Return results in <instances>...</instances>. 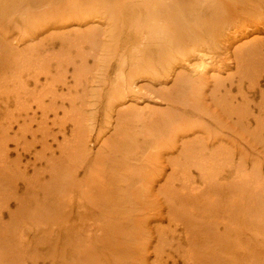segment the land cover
Instances as JSON below:
<instances>
[{
    "label": "bare ground",
    "instance_id": "bare-ground-1",
    "mask_svg": "<svg viewBox=\"0 0 264 264\" xmlns=\"http://www.w3.org/2000/svg\"><path fill=\"white\" fill-rule=\"evenodd\" d=\"M260 26L264 0H0V96L15 94V111L6 112L10 123H0V203L13 197L18 207L17 219L0 218V229L14 227L0 244L14 241L23 249L22 225L30 224L38 257L49 264H148L152 241L156 264H264V212L257 211L264 207L263 172L257 165L248 169L227 147L264 144V101L256 116L248 98L235 106L215 97L237 116L235 128L209 112L205 92L209 77L221 81L231 59L241 78L248 74L253 88L260 85L264 37L253 38ZM77 45L73 59L67 49ZM77 56L82 64L75 66ZM88 62L96 64L93 70ZM69 65L73 88L65 87L66 71L60 73ZM44 77L40 93L30 89ZM61 86L67 96H57ZM16 112L27 120L10 140ZM206 116L232 139L223 138L224 130L212 134L199 122ZM191 131L215 135L217 145L197 134L185 139ZM167 150L179 157L160 185L162 208L153 189ZM27 155L32 161L24 163ZM154 211L168 221L161 224L166 230L156 228L158 237L149 229ZM183 242L187 251L174 249ZM0 256V264L15 262Z\"/></svg>",
    "mask_w": 264,
    "mask_h": 264
},
{
    "label": "rangeland",
    "instance_id": "rangeland-1",
    "mask_svg": "<svg viewBox=\"0 0 264 264\" xmlns=\"http://www.w3.org/2000/svg\"><path fill=\"white\" fill-rule=\"evenodd\" d=\"M256 36L257 37H253V38H257L256 40H258L259 38L261 39V37H264V28L263 27H259V29H258V33H256ZM259 36V37H258ZM263 39V38H262ZM264 42V41H263ZM37 50H40V49H38L37 48ZM59 50V47L55 50V51H58ZM68 51H70L71 52V55H72V58L73 59H75V56L78 54V51H79V45H77V46H72V48H68L67 49ZM40 52V51H39ZM222 52L223 51H217V54L218 55H220L221 56V54H222ZM219 57V56H218ZM222 58V60L223 61H225L226 59H225V57H227L226 55H222L221 56ZM81 58L79 57V56H77V64H75V66H77V65H80V64H82V62H81V60H80ZM220 59V58H219ZM225 59V60H224ZM228 59V58H227ZM89 60H91V59H89ZM72 62V61H71ZM226 63L228 64L229 63V67H227L226 66V68H224V71H222V73H221V81H216L217 83H214V80L213 79H210V77H209V80H210V83L209 84H211V85H209L207 88H206V90H205V92H206V98L208 99L207 100V104H208V106H210L209 108H208V110H209V112L210 113H212L213 115H216L217 117H219V120L221 119V121H225V122H227V124L230 126V127H232V126H234L235 124H236V122H237V120H238V118H237V116L234 114V113H232V111H230V109H228L227 107H225V105L224 106H221V105H219V104H216V102H214V98L216 97V98H220L221 97V100L223 101V103L225 102V103H227L228 105H231L230 104V102L232 101V102H234V104H235V106H237V104L239 105V104H243L242 102H243V98H246V101H247V98H248V100H249V102L251 103V106H252V108H253V111L256 113V116H258L259 114H261V112H260V106L261 105H263V102L262 101H264V99H263V94H261L263 91H264V76L263 77H259V81H258V83L260 84L259 86H256V88H253L250 84H249V82H247L248 81V79H249V75L247 74V78H246V80H245V78H241V75L239 74V71H240V69L238 68V67H236L237 65H236V62H234V60L233 59H231L230 61L228 60V61H226ZM225 63V64H226ZM88 64L89 65H91V67L90 68H92V66H96V64H90L89 62H88ZM230 65H231V67H230ZM56 67L54 66V68H53V73L54 74H56L57 75V72H56V70H54ZM92 70H93V68H92ZM62 71V70H61ZM66 71V75L65 76H67V85L65 86V87H69V88H73L75 85V82L73 81V75H74V73H75V68L73 67V65H69L68 67H67V69H64L62 72H60L61 74H64V72ZM238 74V75H237ZM55 75V76H56ZM230 77H229V76ZM69 76V77H68ZM235 76V77H234ZM249 76V77H248ZM25 77H27L26 75H25ZM55 78H57V77H55ZM72 78V79H71ZM231 78V79H230ZM71 79V80H70ZM91 80V79H90ZM223 80V81H222ZM227 80V81H226ZM231 80V81H230ZM233 80V81H232ZM241 80H243V82H244V84H243V82L241 81ZM84 82V81H83ZM91 82L93 83L94 81L93 80H91ZM44 83H46V78L44 77L41 81H40V83H39V85H37V87H35V84H33L32 82L30 83V89L32 90V89H37V94L38 93H40L41 91H42V89H43V84ZM71 83V84H70ZM89 84V85H93V84ZM219 83V84H218ZM222 83V84H221ZM223 83H225V84H223ZM232 85H231V84ZM68 84H69V86H68ZM88 84V82H84V84L82 85L83 87H85L86 85ZM213 84V85H212ZM224 85V86H223ZM244 85V86H243ZM81 86V87H82ZM212 86V87H211ZM232 86V87H231ZM239 86H241V87H239ZM65 87H63V86H61V88H59L58 89V92H57V96L59 95V96H67L66 94H68V93H66V91H67V89L65 88ZM83 87L82 88H80V89H83ZM215 88V89H214ZM220 88H222V89H220ZM240 88H242L243 90H241ZM61 91H63L62 92V94H60V92ZM214 91V92H213ZM219 91V92H218ZM64 92L66 93V94H64ZM216 92V93H215ZM211 93V94H210ZM226 94V95H225ZM13 95H15L14 93H11L10 94V99H7V97L6 96H0V123H2L3 121L5 122V123H7V124H9L10 123V118H9V116H7L6 115V112L7 113H9V110L10 111H15V99H13ZM208 95V96H207ZM244 95H246V96H244ZM223 96V97H222ZM225 96V97H224ZM228 97V98H227ZM215 98V99H216ZM2 100H3V102H2ZM6 101V102H5ZM210 101V102H209ZM29 102H33V107L37 110V106H35L36 105V102L33 100V101H29ZM50 101L49 100H47V103H49ZM229 102V103H228ZM35 103V104H34ZM262 103V104H261ZM215 104V105H214ZM61 105V104H60ZM66 108H70V105H69V102L68 101H66ZM245 104H243V106H244ZM240 106V105H239ZM90 107V106H89ZM216 107V108H215ZM218 107H220V108H218ZM91 108V107H90ZM87 108V110L85 109V113L84 114H86V112L87 111H91V110H93V108ZM215 108V109H214ZM246 108V110H248L247 109V107H245ZM88 109H90V110H88ZM35 110V111H36ZM94 111V110H93ZM31 112H34V110L33 111H31ZM37 112H38V115H41L40 113H39V111L37 110ZM92 112V111H91ZM242 112H246L245 110H243ZM60 113L62 114V111H60ZM215 113V114H214ZM89 113H87L86 114V116H90V114L88 115ZM37 115V121H35L34 123H33V130H35L34 132H39L38 131V127H39V122L41 121V116H38ZM62 116H63V114H62ZM18 118L19 119V123H16V119L15 118ZM16 117L14 118V120H12L11 121V123L13 122L14 124V126L12 125V129L13 130H10L9 131V134H8V138H10V140L12 139V140H14V138H15V134L17 133V132H19L20 130H18L19 128H23V119H26L27 120V117H25V114L23 115V117H22V115H21V117L22 118H20L19 116H18V112H16ZM52 115L50 114V123L52 122L51 120H52ZM200 118V120H199V122H205V123H207L209 126H211L212 128L210 129V132L212 133V134H214V133H216V131H218V132H221L220 130H224L223 131V133L225 134V136L223 135V138L224 139H228V141L229 140H231L232 139V132L230 131V130H228V128H226V129H223L221 126H222V124H220L218 121H215V119H213L212 117H210V116H206V117H204V118H201V117H199ZM100 120V123L102 122L101 121V119L102 118H99ZM40 120V121H39ZM251 120V126L252 127H255L256 125V123H255V121H254V119H250ZM2 121V122H1ZM68 122V127H69V130H70V128H72V122H70L69 120L67 121ZM216 122V123H215ZM21 124H22V126H21ZM221 126H220V125ZM17 125V126H16ZM227 125V126H228ZM37 126V127H36ZM52 126V125H51ZM214 126V127H213ZM228 126V127H229ZM220 129H219V128ZM235 127V126H234ZM35 128V129H34ZM54 128V130L56 131V127H53ZM236 128V127H235ZM234 128V129H235ZM111 129V128H110ZM15 131V132H14ZM1 130H0V137H1ZM193 132V133H192ZM196 132V133H195ZM191 131V132H189V136L191 137H187V138H185V139H188L189 141L192 139V137L194 138V135L195 134H197V135H195L196 136V138H197V136L198 137H200V138H202V137H204V139L205 140H203L205 143H207L208 145H210L211 147H214V146H216L217 144L214 142V140H216L214 137H215V135H212L211 133V136H209L208 134H209V132H206V131H200V132H198V131ZM206 132V133H205ZM69 134H70V131H69ZM200 134V135H199ZM263 135H264V132L262 133ZM227 135V136H226ZM214 136V137H213ZM20 137V136H19ZM206 137V138H205ZM230 138V139H229ZM48 140H49V138H48ZM50 140H51V138H50ZM31 140H30V138L28 139V143H31L30 142ZM195 141V140H194ZM210 141H211V143H210ZM239 141H240V139H239ZM10 143H9V151H10V159L12 160V161H15L16 160V158H17V156H16V151H15V143L13 142V141H9ZM52 142V141H51ZM213 142V143H212ZM232 142V141H231ZM233 143V144H232ZM232 143H229V145L227 146L228 148L230 147L231 149L232 148H234V150H233V152H235V154H236V156H237V160H239V158H241V160L243 161V163L245 162L246 163V165H247V167H248V169L249 168H252V166H254V165H257V166H259L260 168H261V172H263V174H264V144H262L261 143V141L258 143V141H255V143H253V145L252 146H250L248 143V141L247 142H245V141H243L242 143H241V141H240V144H236V142L235 141H233ZM54 145H55V147H56V144L55 143H53ZM41 150V147L40 146H37V149H36V152L38 153L39 151ZM236 150V151H235ZM168 152V153H167ZM170 151L169 150H167V151H165V155L162 157L164 160H162L164 163L161 165L162 167H165V171L163 172V175L161 176V182L160 183H158V185H156V187L153 189L154 190V192H155V194L157 195L158 194V197H159V201H160V207H162V208H164V207H166V204H165V201H164V197H163V195H161L159 192L161 191V187H160V185H163V184H165V180L167 179L166 177H167V175L169 176L170 175V172H171V169H172V167H171V163L172 162H174L175 160H176V157H179L178 156V154H177V152L175 151L174 152V154H172V153H169ZM242 152V153H241ZM246 153V154H245ZM240 155V156H239ZM33 157L31 156V155H27V157L26 158H23L22 160L24 161V163H26L27 162V160L28 161H30L31 159H32ZM32 161V160H31ZM257 162V163H256ZM40 166V165H39ZM226 172H228V173H233L231 170H225ZM262 174V173H261ZM262 174V176L264 177V175ZM30 175V174H29ZM32 175V174H31ZM194 177L198 180L197 182H200L199 180H200V177H199V174L197 173V172H195L194 173ZM224 178V180H226V184L228 185V181L230 182L231 180H232V176L230 175H228V176H224L223 177ZM223 178H220V181L221 180H223ZM159 188V189H158ZM23 192V190L22 191H20V193H19V195L21 194ZM10 201H9V203L8 204H4V205H2V203H0V218H3L4 219V221H10V219H11V215H13V216H15V213H16V210L18 209V207H17V204H16V201H15V199L13 198V197H11L10 199H9ZM155 200H156V198H155ZM229 202H230V199H224V203L226 204V205H229ZM6 208H9L8 210L6 209ZM164 210V209H163ZM159 211V210H158ZM257 211L258 212H260V213H262V211L264 212V207L263 208H261V207H258L257 208ZM157 212L156 211H154L153 212V215H156V216H154L153 218H152V221L150 220V222H152L150 225H149V229H150V231H151V234H153V235H155V237H158V234L155 232V230L157 231V229L158 228H163V229H167L168 227H165V226H167V224H168V221H165V222H161V221H159V220H161V217H163V215L161 216V215H159V213L158 214H156ZM155 217H157V218H155ZM164 217H166V216H164ZM13 219H17V217L15 216V217H13ZM159 222V223H158ZM161 224H165V226H163V225H161ZM23 227H25V229L23 230V233H26L25 235H24V237L22 238L23 240H25V242H23V244H24V248L23 249H21V248H19L17 245H18V243L17 242H14V241H11V242H5V241H3V243H2V245L0 244V246H1V248H0V254H3L5 257H7V258H11V259H14V263L13 264H34L35 262H39L40 264H49V262H47V260H46V262L47 263H44L43 262V260L41 259V258H39L38 257V246H37V244H36V242L38 241V239H37V241H36V239H35V237L37 238V236H36V234H37V232H36V230H35V227H33V226H30V224L28 225L27 224V226L26 225H22ZM157 228V229H156ZM224 227H222L221 228V230L222 231H225L224 229H223ZM13 229H14V227H12V228H10L9 230H2V229H0V239H1V234L2 235H5V234H7V232L8 233H13ZM22 229V228H21ZM21 229H20V233H21ZM163 229H161V230H163ZM181 229H182V227H180L178 230L179 231H177V233H175L174 235L175 236H178V235H180L181 234ZM4 231H7L6 233H4ZM155 233V234H154ZM178 234V235H177ZM40 236H38V238H39ZM249 237V236H248ZM181 242L183 241V237H181ZM177 242V241H176ZM0 243H1V240H0ZM31 243V244H30ZM152 243H154V244H152V247L149 249V259H148V264H156V256H157V254H155L156 252H154L155 250H154V248L156 247V245L157 244H155V242H153L152 241ZM250 245V244H249ZM188 248H189V246H187L186 245V242L184 243L183 242V245L181 246V247H179V245L178 244H176L175 243V246H174V249L175 250H179V251H181V252H185V251H187L188 250ZM44 249V248H43ZM43 249H41L40 251H41V255H43V254H45V251H43ZM246 250V249H245ZM28 251H30V254H28ZM34 252H36V256H34L33 255V253ZM167 254L168 253H165L163 256L165 257L164 258V260L166 261L167 259H168V256H167ZM260 256H262L261 254H259ZM2 256V255H1ZM0 256V257H1ZM34 257V258H33ZM164 261V262H165ZM171 262V264H172V261H170ZM169 262V263H170ZM180 264H182V263H180Z\"/></svg>",
    "mask_w": 264,
    "mask_h": 264
}]
</instances>
